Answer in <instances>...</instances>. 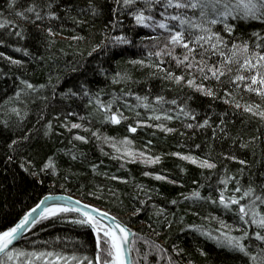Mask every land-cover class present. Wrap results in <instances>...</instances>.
<instances>
[{
	"label": "trees",
	"instance_id": "16d2710c",
	"mask_svg": "<svg viewBox=\"0 0 264 264\" xmlns=\"http://www.w3.org/2000/svg\"><path fill=\"white\" fill-rule=\"evenodd\" d=\"M10 3L11 0H0V20L18 24L25 38L8 35L20 30L14 25L0 29V40L4 41L0 44V52L4 53L0 57V231L12 227L42 196L65 193L106 208L126 223L136 234L132 256L137 264H169V257L172 264H257L250 256L258 255L264 241L256 240V226L240 221L238 205L225 208L219 203L222 191L226 198L240 197L242 192H235L238 186L242 190L251 186L256 195L264 196V119L244 111L245 104H258L264 110V99L247 91L245 83L237 82L239 87L231 83L237 65L233 64L232 72L219 82L201 81L199 72L183 65L178 67L171 56L149 57V51L163 47L167 33L159 41L142 40L163 30L154 32L135 26L133 17L127 13L115 17L121 21L116 30L106 28L114 19L113 0H15L11 8ZM49 3L59 19L45 16L43 21L32 23L16 16L28 7H36L43 14ZM90 4L99 6V15H93ZM66 8L70 11L65 12ZM159 10V6L154 10L157 19ZM29 16L35 19L34 14ZM230 22L236 25L231 37L221 31L223 25L215 26L228 41V48L232 43L247 41L255 51L258 40L252 34L264 35V23ZM49 27L52 36L47 32ZM121 34L132 43L113 46L106 39ZM73 36L84 39L73 40ZM102 43L107 45L103 51L88 55ZM154 44L157 46L153 47ZM16 48L21 51H15ZM183 54L182 48L173 52V56ZM5 57L22 63L12 64ZM220 59L218 55L205 56L209 65L218 64ZM140 60L143 65L132 63ZM160 60L164 61L160 68L165 71L155 66ZM166 72L185 79L177 84L166 78ZM193 77L196 83L213 89L218 98L189 87L187 80ZM22 80L36 86V91L25 92ZM69 89L76 95H71ZM84 89L88 96L83 95ZM225 91L232 93L228 97L231 103H224ZM17 92L21 93L18 98ZM157 97H163L165 102H158ZM188 97L191 99L187 100V107L195 120L180 112ZM97 99L105 106L111 102L110 109L100 107ZM172 100L177 104H171ZM236 103L241 107L236 108ZM13 108L20 111L19 117L12 112ZM113 113L120 118L119 124L108 119ZM156 116L160 119H155ZM206 118H210L209 126L199 127ZM74 123L81 127L71 128ZM188 124L193 127L188 128ZM130 126L136 131H129ZM25 135L27 140L22 139ZM76 136L85 137L86 142L75 139ZM125 138L131 143H122ZM12 140L19 143L10 149ZM128 152L135 156L127 155ZM9 155L13 156L11 162L7 161ZM183 156L196 157L198 163L184 160ZM233 156L236 159H231ZM49 157L56 165L55 172L52 169L40 172ZM155 157H159L156 163L144 162ZM205 159L216 167H200L199 161ZM25 160L31 162L29 170L39 173L38 177L30 176L20 167ZM241 160L245 163L241 164ZM157 175L166 179L157 180ZM226 179L227 185L222 183ZM195 192H199L200 198L193 196ZM249 199L241 203L248 204ZM256 204V210L264 214V203ZM74 217L75 213L61 214L41 221L15 249L67 255L75 251L77 255L91 257L94 234L72 224ZM217 229L231 230L232 236H240L241 230L247 229L249 238L244 243L250 248V256L219 246L202 234L211 232L215 237L220 234ZM157 246L166 251L161 252ZM25 259L20 257L19 264H24Z\"/></svg>",
	"mask_w": 264,
	"mask_h": 264
},
{
	"label": "snow or ice",
	"instance_id": "6c2138e0",
	"mask_svg": "<svg viewBox=\"0 0 264 264\" xmlns=\"http://www.w3.org/2000/svg\"><path fill=\"white\" fill-rule=\"evenodd\" d=\"M116 7L111 9L114 19L109 22V26L112 30H116L121 25V21L117 17L118 15H124L127 13L133 17L135 21V26H140L143 28H150L152 31L156 32L158 29L163 30L158 32L157 35L151 37H142L141 39H150L153 41H159L164 33H167L165 37L166 42L156 52H148L149 57H162L171 56L176 60L177 66L183 65L186 69H194L200 73L201 81L215 79L216 81H221V77L226 76V74L232 72V65L236 64L237 74L231 80V83L236 84L239 87V83H245L247 91L254 92L264 99V35L261 33L254 32L252 35L257 37L258 43L255 45V51L249 47L247 41L242 43H232L231 48H228V41L220 34V31L215 30L216 25H223L221 31L226 32L231 37V34L235 31L236 25L230 21L241 20H254L264 23V0H113ZM15 4V0H11L9 7L11 8ZM142 5V6H138ZM159 6V17L156 18L155 9ZM93 15H99L97 5H91ZM172 11H169V10ZM191 10V14H189ZM65 12L70 11L69 8L64 9ZM34 14L35 19L33 20L29 14ZM16 16L21 19L28 20L32 23L36 21H43L45 16L50 19H59L57 13L53 10V5L51 3L47 4V12L42 14V11H38L36 7H28L26 10L17 12ZM75 20V18H73ZM77 24L83 23V21H75ZM14 22L12 20L4 19L0 20V29H6L9 26H13ZM16 28H20L18 24L14 25ZM49 36L53 35L52 28L47 29ZM8 35H15L21 39H24L23 29L20 28L18 31L8 32ZM73 40H83L82 36H73ZM110 39L113 46L116 45H128L131 44V39L124 35H117L114 37H107ZM4 43L0 40V44ZM207 45V47H205ZM157 45L154 44L153 47ZM107 47L106 44H99L93 47L92 51L88 53L89 56L96 51H103ZM147 47V45H145ZM176 48L184 49V54L182 57L173 56V52ZM227 50V51H226ZM15 51H21L20 48H16ZM25 55L28 52L25 50ZM218 55L221 59L218 64L209 65L205 60V56ZM199 56L200 59L197 60L196 57ZM0 57H4V53L0 52ZM12 64L20 65L22 62L20 60H13L12 57H5ZM242 58V59H241ZM43 59V57H41ZM164 61L160 60L155 66L160 71H165L160 68V64ZM132 63L144 64L143 60L132 61ZM243 72L254 73L248 76L243 75ZM119 75V73L117 74ZM166 78L175 80L177 84L181 83L185 77L175 76L172 72H166ZM115 82V81H114ZM21 83L24 85V91H36V86L31 84L26 80H22ZM187 85L189 87L195 88L196 91L201 92V94L217 99V94L211 88H206L204 84L196 83L195 77L187 80ZM40 88L46 87V85H40ZM83 87V86H82ZM71 95H76L69 89ZM20 92L16 93L17 98L20 96ZM55 95V92H53ZM83 95L88 96L89 93L87 89H84ZM224 103H231L232 100L228 97L232 96V93L225 91ZM44 99H47L46 97ZM139 100L140 97H137ZM158 102H165L163 97L156 98ZM191 99L188 97L183 103L184 106L180 107V112L184 116H190L191 119L195 120V115L192 114L191 110L187 107V100ZM173 105L177 104L176 100L170 102ZM97 104L100 107L109 110L111 102L108 106L103 105L99 99H97ZM144 107H148L145 103ZM236 108H240L239 103L235 104ZM244 111L251 113L254 116H259L264 119V110L260 108L258 104H245ZM18 117L21 115L20 111L16 108L12 109ZM226 115V113L224 114ZM155 119L159 120L160 117L156 116ZM167 119H172V116H166ZM108 119L114 123L119 124L120 118L117 117L115 113L111 114ZM209 119H204L203 123L198 125L203 128L209 126ZM223 123V120H221ZM7 126V122H5ZM51 128V123L48 125ZM80 124H72L71 128H80ZM188 128H192L193 124H188ZM166 131H172V129H165ZM129 131L135 132L136 128L129 127ZM223 131V129H221ZM48 134L47 132L45 133ZM95 135V133L93 134ZM215 136V130L213 132ZM23 140H27L28 136H23ZM75 139L85 141V137L76 136ZM86 142V141H85ZM19 142L17 140H12L8 147L11 149L14 145ZM122 143L130 144L131 142L125 138ZM115 147V145H113ZM199 148V145L196 146ZM127 155L134 157L135 154L128 152ZM141 156L144 154L141 153ZM173 155L179 156V153H174ZM73 159L76 157L73 156ZM184 160H189L193 164L198 163L196 157L183 156ZM231 159H236L234 156ZM13 156L9 155L7 161L11 162ZM159 161V157L148 158L146 163H156ZM244 164L245 161H239ZM31 162L25 160L20 163V167L24 171L28 172L32 177H38L39 173L35 171H30L29 167ZM199 166L213 169L216 167L214 163L208 160L199 161ZM95 168V166H93ZM56 165L51 157L40 169V172H44L46 169H52L55 172ZM149 175V173H145ZM157 180H164L166 177L157 175L155 177ZM116 179V177H112ZM229 179H234L229 178ZM43 183L42 180L39 181ZM175 183V181H170ZM227 185L228 180L222 181ZM238 183V182H237ZM235 192L242 195L240 197L232 196L226 198L223 191L219 196V203L225 208H230L231 205L239 206V219L245 225H255L256 231L254 233L256 240L264 241V235L261 234L264 231V214L258 212L257 201L264 203V196L256 195L255 189L249 186L247 189H241V187H236ZM194 197L200 198L199 192L193 193ZM251 197L248 204H242L241 200ZM189 197H185L188 199ZM51 199V197H45L41 200L34 208L29 212L25 213L19 222L15 223L14 226L8 227L5 230L0 231V264H13L16 261L19 264L20 257H25L24 264H137V261L130 259L132 251L135 246V239L130 240V237H135L136 234L131 231L127 225L116 219V217L109 215L106 211H101L98 208L91 207L88 204H81L80 201H76L75 204H69L68 206L56 205L53 207H44L43 211L37 212L42 205L45 204V200ZM71 201V197H67ZM207 199H211L208 197ZM215 203L216 201H212ZM173 204L176 203L175 200L172 201ZM75 213V217L71 219V223L84 227L91 230L94 234V252L91 257L88 255H77L74 251L71 255H67L63 252L57 251H32L24 252L15 249L13 246L14 241H17L21 236L25 228L29 225L35 226L41 221L50 220L52 218H58L61 214H71ZM246 217H250L247 219ZM107 220V223L105 222ZM222 227H224L223 222H221ZM231 231V230H230ZM229 232H223L217 229L220 234L213 237L211 232H202V234L208 235L210 239H214L219 246L227 247L230 250L238 251L244 256H250V248L244 243L246 239L249 238V232L247 229H242V234L240 236H232ZM161 252L166 251L161 246ZM182 251V250H181ZM179 254V253H178ZM201 254H204L203 252ZM146 259V257H145ZM250 259L256 261L257 264H264V248L260 249L257 256H250ZM169 264H172L171 257H169Z\"/></svg>",
	"mask_w": 264,
	"mask_h": 264
},
{
	"label": "water",
	"instance_id": "95a60500",
	"mask_svg": "<svg viewBox=\"0 0 264 264\" xmlns=\"http://www.w3.org/2000/svg\"><path fill=\"white\" fill-rule=\"evenodd\" d=\"M45 197H51V199L45 200V204L42 205L40 209H37V212L43 211L44 207H53V206H56V205L68 206L69 204H73L74 205L76 201H80L81 204H88L91 207L100 209L101 211H106V212L109 213V215L114 216V217H116L117 220L123 222L120 218H118L115 214L110 212L108 209L103 208V207H101V206H99V205H97V204H95L93 202L83 200V199H81V198H79L77 196H74V195H71V194H65V193H49V194H46V195L42 196L41 199L35 205H33L31 208H29L25 213L29 212L32 208H34L41 200H44ZM67 197H71L72 198L71 201H69L67 199ZM24 214L20 218H22L24 216ZM20 218H19V220H20ZM19 220L17 222H19ZM105 222L107 223V220H105ZM124 224L127 225L126 223H124ZM32 227H33L32 225H29L27 228H25V230L23 231L21 236L18 238V240L14 241L13 246H15L30 231V229ZM127 227H129V226L127 225ZM131 231L134 233V231L132 229H131ZM132 239H133V237H130V240H132ZM130 259L133 260L132 254H131Z\"/></svg>",
	"mask_w": 264,
	"mask_h": 264
},
{
	"label": "bare ground",
	"instance_id": "6f19581e",
	"mask_svg": "<svg viewBox=\"0 0 264 264\" xmlns=\"http://www.w3.org/2000/svg\"><path fill=\"white\" fill-rule=\"evenodd\" d=\"M31 229H32V228H31ZM27 234H28V233H27ZM27 234H26V235H27ZM26 235H25V236H26ZM25 236H24V237H25Z\"/></svg>",
	"mask_w": 264,
	"mask_h": 264
}]
</instances>
